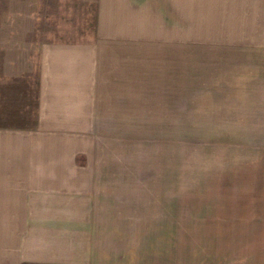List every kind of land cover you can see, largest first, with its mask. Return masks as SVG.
Listing matches in <instances>:
<instances>
[{
	"label": "rangeland",
	"instance_id": "374dc122",
	"mask_svg": "<svg viewBox=\"0 0 264 264\" xmlns=\"http://www.w3.org/2000/svg\"><path fill=\"white\" fill-rule=\"evenodd\" d=\"M124 3L0 0L2 60L94 46V111L58 162L92 176V206L58 230L92 264H257L264 0ZM17 211L0 207V234L25 231Z\"/></svg>",
	"mask_w": 264,
	"mask_h": 264
},
{
	"label": "crops",
	"instance_id": "0c3cea01",
	"mask_svg": "<svg viewBox=\"0 0 264 264\" xmlns=\"http://www.w3.org/2000/svg\"><path fill=\"white\" fill-rule=\"evenodd\" d=\"M119 1L113 7L126 9L127 0H100V16ZM94 60V46L58 43H44L35 58L0 59V107L6 115L0 120V207L19 210L14 223L25 226L24 232L0 234V264H92L86 253L74 250L72 234L58 225L80 224L81 219L87 223L93 180L87 170L58 162H68L78 150L71 130L87 128L84 122L94 111ZM263 168L248 205L256 210L257 225H264ZM257 264H264V258L258 256Z\"/></svg>",
	"mask_w": 264,
	"mask_h": 264
}]
</instances>
